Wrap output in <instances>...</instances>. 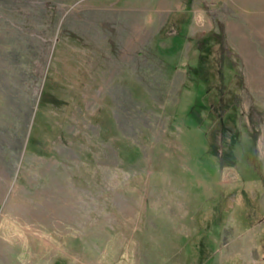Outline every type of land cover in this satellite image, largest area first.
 <instances>
[{"label": "rangeland", "instance_id": "obj_1", "mask_svg": "<svg viewBox=\"0 0 264 264\" xmlns=\"http://www.w3.org/2000/svg\"><path fill=\"white\" fill-rule=\"evenodd\" d=\"M189 3L191 41L185 0H0V264H264V0ZM198 56L232 165L186 127Z\"/></svg>", "mask_w": 264, "mask_h": 264}, {"label": "trees", "instance_id": "obj_2", "mask_svg": "<svg viewBox=\"0 0 264 264\" xmlns=\"http://www.w3.org/2000/svg\"><path fill=\"white\" fill-rule=\"evenodd\" d=\"M190 0H185L186 6L180 12H171L166 24L169 23V26L173 27L174 33H176V38L182 40L184 37L189 41L192 40V37H187L185 34L187 18L189 14V3ZM185 14L183 19H178L175 16L177 14ZM160 34L162 30L159 31ZM166 36V35H165ZM199 56H206L199 54ZM199 56L195 68H197L195 74H201L203 65L202 61H199ZM219 60L221 61L220 67L222 66L223 57L219 53ZM78 71L76 74V79L80 77L84 78L85 71L84 67H77ZM206 72V70L204 71ZM220 78H222V69L220 68ZM72 76V75H71ZM69 76V77H71ZM59 81H65V77L59 78ZM223 80V79H222ZM219 79V81L209 80L208 78H198L196 79L193 76L192 84L188 87V96L186 98L191 101L190 112L187 116V119L191 122L188 126H192V131L194 134H199L203 142V150L201 153L209 152L214 161L215 165H232L233 163V144L235 142L236 126V94L234 90H237L239 84L238 80H233L231 87L226 88L225 83ZM81 82V81H80ZM225 88L227 89L224 92ZM217 89V91H216ZM209 104V105H208ZM190 106V105H189ZM195 107L197 109H195ZM175 120L181 122L178 114H176ZM202 156V155H201Z\"/></svg>", "mask_w": 264, "mask_h": 264}, {"label": "clouds", "instance_id": "obj_3", "mask_svg": "<svg viewBox=\"0 0 264 264\" xmlns=\"http://www.w3.org/2000/svg\"><path fill=\"white\" fill-rule=\"evenodd\" d=\"M201 19H202V17H201Z\"/></svg>", "mask_w": 264, "mask_h": 264}]
</instances>
